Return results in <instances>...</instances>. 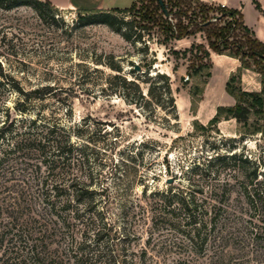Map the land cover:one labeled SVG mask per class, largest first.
I'll use <instances>...</instances> for the list:
<instances>
[{"label":"rangeland","instance_id":"obj_1","mask_svg":"<svg viewBox=\"0 0 264 264\" xmlns=\"http://www.w3.org/2000/svg\"><path fill=\"white\" fill-rule=\"evenodd\" d=\"M164 1L168 3V17L154 0H143L117 13L119 18L132 22L129 40L106 24L85 23L82 17L89 14L86 11H50L44 7L41 15L28 4L12 8L0 5V53L8 58L5 68L25 90L46 84L54 89L53 94L33 101L30 114L25 116L12 110L17 100L14 92L3 90L0 101L5 98L11 117L19 119L39 112L65 127L86 119L89 126L84 138L93 141L80 174L91 184L89 189L107 187L90 199V206L96 213L101 212L117 235L120 233L117 252L126 264H264V203L255 207L248 204L243 192L246 179L241 171L250 168L243 166L247 158L258 164L259 177L264 179V111L252 110L244 125L228 118L208 130L198 127L207 125L215 105L235 104L221 78L210 81L206 76L207 66L212 65L211 55L226 45L230 49L224 53H233L237 44L246 49L247 39L241 28L231 29L232 19L228 16L213 25L230 26L223 36L208 35L207 29L201 28L206 20L215 22L212 17L222 13L219 5H210L213 11L204 13L194 1ZM148 12L151 20L143 18ZM122 30H128L127 26ZM109 56L128 78L143 73L167 74L178 120L173 118L166 97L161 99L162 108L152 102L140 106L127 104L109 89L103 91L112 70L95 63L111 62ZM243 61L248 68L242 67L239 60L237 78L231 86L252 90L257 85L255 77L261 83L258 70H264V60L255 62L250 57ZM199 64L206 68L194 75L192 71ZM242 71L247 76L244 82ZM142 86L146 93L147 85ZM68 105L70 115L66 113ZM112 125L120 130L116 147L109 145L113 137L104 134L115 131H111ZM140 142L146 145L138 149ZM137 150L142 151L141 156L131 161L123 158ZM216 156L225 157L215 166L218 175L191 173L195 165L202 166ZM3 171L0 169V185L15 184ZM170 178L172 183H167ZM168 188L172 192H191L201 204L203 226L192 241L168 224L155 226L150 218L151 193ZM5 193L2 188L1 195Z\"/></svg>","mask_w":264,"mask_h":264},{"label":"trees","instance_id":"obj_2","mask_svg":"<svg viewBox=\"0 0 264 264\" xmlns=\"http://www.w3.org/2000/svg\"><path fill=\"white\" fill-rule=\"evenodd\" d=\"M154 1L164 14L157 0ZM184 1H194L204 13L213 11V6L204 4L200 0ZM138 2L142 3L143 0L134 2L128 8L86 11L89 14H85L82 20L85 23L106 24L129 40L132 36V22L119 18L117 13L126 12ZM163 3L167 12L164 16L168 17V3L164 0ZM24 4L30 5L41 15L44 14V7L50 11L57 9L47 0H0V5H6L8 8ZM255 4L259 8V4L257 2ZM219 7L222 13L212 17L215 22L206 20L201 28L207 29L208 35L223 36L230 26H216V28L213 25L228 16L232 19L231 29L234 31L237 27L241 28L248 45L243 49L242 44H237L233 53H224L223 51L230 49L226 45L223 46V50H217V53L238 58L244 68H248L243 61L244 58L251 57L255 62L264 60V44L243 24L241 13L233 8ZM148 8L149 6H145V10ZM143 18L151 20L152 14L148 12ZM125 26L128 30H122ZM179 29L187 33L186 29ZM136 37L139 39L141 35ZM109 58L111 62L95 63L105 65L112 70V74L107 77V87L102 88L103 91L109 89L127 104L142 106L144 102L145 106L152 102L161 108L164 107L161 99L166 97L170 102L173 118L178 120L176 102L167 74L156 72L154 76H150L143 73L144 75L128 78L122 72V67L113 62V56ZM5 63H8V58L0 53V93L6 90L8 94L14 92L17 95V100L12 106V110L17 114L24 116L30 114L33 101L42 100L53 94V86L49 84L25 90L5 68ZM210 67L209 64L206 72L208 77L211 75ZM204 68L206 65L199 64L192 73L199 75ZM258 72L262 83L259 92L232 87L231 82L237 78V75L231 74L225 84V90L235 98V104L217 106L207 125L198 124L199 129L208 130L221 119L228 118H233L237 123L244 125L252 110L264 111V70ZM143 84L147 85L146 93L143 91ZM5 100L4 98V101H0V169L2 171L4 169L3 174L11 176L15 184L0 185L1 192L2 188L6 190L3 195L0 192V264H126L125 258L117 252L121 244L120 233L117 235V230L114 231L113 227L108 225L101 212L96 213L95 207L90 206L93 202L90 199L98 193L102 194L107 187L99 191L89 189L91 184H87L80 174L88 161L86 151L89 143L93 141L84 138L86 137L84 131L89 126L86 119L69 127L59 122H50L39 112L35 113L34 117L19 119L11 117L10 107ZM66 113L71 114L70 105L67 106ZM100 123L107 125L105 122ZM112 126L111 131L114 129L115 131H105L104 134L113 137L109 145L116 147L120 130L117 126ZM138 145L139 147L136 148L139 149L146 144L140 142ZM137 151L123 158L131 161L141 156L142 151ZM223 160L225 157H210L206 163L201 164L202 166L195 165L191 173L218 175L219 170L215 166L221 164L219 161ZM243 162V166H250L249 170L241 168L246 179L243 192L248 204L255 207L264 203V179L259 177L261 174L258 164L247 158ZM115 168L116 165L114 171L117 170ZM190 185L193 186L194 183L191 182ZM150 196V218L155 226L160 223L168 224L189 241L199 235L204 214L195 194L180 189L172 192V188H168L166 191L152 192ZM142 253L144 257L145 254Z\"/></svg>","mask_w":264,"mask_h":264},{"label":"crops","instance_id":"obj_3","mask_svg":"<svg viewBox=\"0 0 264 264\" xmlns=\"http://www.w3.org/2000/svg\"><path fill=\"white\" fill-rule=\"evenodd\" d=\"M53 6L59 9L73 8L82 11H106L112 8H128L134 2L138 0H47ZM209 5H219L228 8L238 10L242 16V22L252 32L253 36L264 44V0H200ZM255 2L259 4V8L256 7ZM211 67L209 80L212 81L217 78H221V82L225 88L229 76L237 71L240 62L237 58L229 56L227 54H212L211 55ZM248 72V69L244 71ZM241 72V82L247 78L246 73ZM255 74V72H251ZM258 74V73H256ZM246 77V78H245ZM252 78V77H251ZM254 80V79H253ZM255 85L252 90L249 88H243L246 91L259 92L261 90L260 78L255 77ZM230 95V94H229ZM231 96V95H230ZM231 105V104H230ZM229 105V106H230ZM217 106L215 105V109ZM222 106V105H221ZM215 113V112H214Z\"/></svg>","mask_w":264,"mask_h":264},{"label":"water","instance_id":"obj_4","mask_svg":"<svg viewBox=\"0 0 264 264\" xmlns=\"http://www.w3.org/2000/svg\"><path fill=\"white\" fill-rule=\"evenodd\" d=\"M157 2H158V4L161 6V9H162V11L164 12V14H167L166 9H165V7H164L163 0H157ZM137 69H138V68H137ZM172 181H173V180L170 178V179L167 180V183H172Z\"/></svg>","mask_w":264,"mask_h":264}]
</instances>
